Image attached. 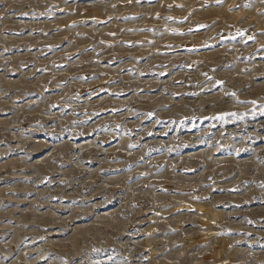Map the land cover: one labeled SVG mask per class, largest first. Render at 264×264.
I'll return each mask as SVG.
<instances>
[{
	"label": "rangeland",
	"instance_id": "obj_1",
	"mask_svg": "<svg viewBox=\"0 0 264 264\" xmlns=\"http://www.w3.org/2000/svg\"><path fill=\"white\" fill-rule=\"evenodd\" d=\"M0 264H264V0H0Z\"/></svg>",
	"mask_w": 264,
	"mask_h": 264
}]
</instances>
